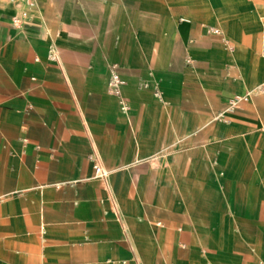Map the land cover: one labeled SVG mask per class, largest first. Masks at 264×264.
<instances>
[{"label": "crops", "instance_id": "obj_1", "mask_svg": "<svg viewBox=\"0 0 264 264\" xmlns=\"http://www.w3.org/2000/svg\"><path fill=\"white\" fill-rule=\"evenodd\" d=\"M30 2L0 0V264H264V0Z\"/></svg>", "mask_w": 264, "mask_h": 264}, {"label": "built area", "instance_id": "obj_2", "mask_svg": "<svg viewBox=\"0 0 264 264\" xmlns=\"http://www.w3.org/2000/svg\"><path fill=\"white\" fill-rule=\"evenodd\" d=\"M30 1L31 0H28V2L32 4L33 2H30ZM23 17H25V14L23 15ZM21 20L22 19L17 17V16L13 17V25L15 27H19L21 24ZM215 31L217 32V30H215ZM50 58L52 60H58V56H57L55 51H52L50 53ZM123 83H124L123 80L120 78V76L114 70V68L111 69V75H110V80H109L110 91L117 94V95H120ZM248 95L249 94H246L244 96H236V97L232 98L229 101L228 110H233L234 108L239 106L240 103H242L243 101H246L248 99ZM121 105H122L123 110L128 109L126 103L123 100H121ZM94 170H95L96 176H99V177L106 176L105 170L102 168V166L99 163L94 164Z\"/></svg>", "mask_w": 264, "mask_h": 264}]
</instances>
